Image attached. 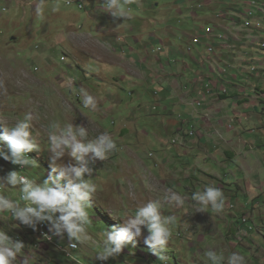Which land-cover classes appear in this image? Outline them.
I'll return each instance as SVG.
<instances>
[{
    "label": "rangeland",
    "instance_id": "rangeland-1",
    "mask_svg": "<svg viewBox=\"0 0 264 264\" xmlns=\"http://www.w3.org/2000/svg\"><path fill=\"white\" fill-rule=\"evenodd\" d=\"M144 1L147 7L141 11L146 12V16L137 15L151 21L144 24L135 21L132 31L142 38V45L153 46L154 54L163 58L164 67H154V72L164 73L165 77L151 76L148 86H143L148 94L140 106L126 84L123 67L104 62L115 61L117 56L124 54L132 56L124 39L119 41L120 47L115 46L112 55L104 52L111 28L106 30L105 25V32H102L100 24L103 19L111 21L112 16L98 20L89 14L92 7L88 4L87 9H81L77 4L68 6L64 2L45 0L38 14L36 8L41 2L0 0V122L11 126L32 112L39 117L33 124L41 149L47 146L46 132L52 122L87 126L90 137L107 132L118 146L106 161L98 160L93 165L91 178L85 176L96 187L89 210L93 244L84 245L75 252V258H68L53 244L48 247L36 244L28 228L21 227L18 222L15 224L11 215L5 213L6 219L0 220V228L25 245L17 256V264H96L99 259L95 255L102 250L100 241L104 230L123 224V218L116 215L131 214L136 206L162 198L168 190L165 189L167 184L172 191L181 194L185 202L165 207L166 214L177 217L172 227V241L163 250L165 258L161 260L152 253L143 237H137L121 253L104 260L107 264H207L204 253L215 245L214 236L218 234L226 235L224 243L230 242L229 249L237 244L235 252L243 255L247 264H264V54L261 53L264 51L261 48L264 30L243 27L241 18L238 19V27L228 33L233 38L229 42L234 43L235 39L237 44L225 56L204 61L208 63L205 68L204 64L202 66L205 77L212 82L220 78L233 82L240 79L241 74L248 75L234 68L232 57L249 63V85L243 93L249 101L243 100L238 110L228 108L220 116L222 112L217 113L218 107L227 101L236 102L233 95L219 98L211 95L203 107H213L206 110L198 107L190 91H184L190 84L186 76L196 75L201 67L196 62L197 57L205 50L200 44L193 45L192 39L184 33L201 34L202 27L208 26L210 19L195 20L188 14L192 5L186 6L183 13L177 12L174 7L177 0H142L141 4ZM202 1H206L202 9L206 14L215 16L216 11L226 14L217 19L220 27L225 25L223 29L226 30L227 20L232 19L229 11L239 12L244 2L214 0L210 7L209 0ZM202 1L198 0L193 6L203 4ZM248 9L246 7L245 11ZM70 14L74 18L62 17ZM150 27L156 32L155 39L147 33ZM229 27L232 28V24ZM126 35V39L132 36L130 45L134 47L135 35ZM244 47L251 55L249 59L236 56L243 53ZM173 53L178 61L185 60L180 64L185 67L173 63L170 56ZM253 66L257 67L255 71ZM171 79L177 84V91H172ZM82 90L97 98L95 109L83 106ZM154 91L155 96H152ZM186 92L193 104L185 102ZM246 102V106L252 107L244 108ZM244 112L249 113V120L242 118ZM219 119L226 129L221 128ZM209 120L211 129L203 125ZM28 155L35 166L26 169L0 157V176L16 170L37 182L48 178L50 151L34 149ZM61 160L75 163L67 155ZM206 185L223 191L226 198L223 212L215 213L211 209V213L195 212L191 194ZM4 191L12 198L22 195L19 189H0ZM183 207L189 209L190 216L176 210ZM189 217L192 222L187 220ZM197 221L211 229L195 232V229L185 228ZM237 229H240L238 234L233 235ZM205 231L209 232L207 243L201 244L193 238ZM144 235H147L146 230ZM63 241H67L66 238Z\"/></svg>",
    "mask_w": 264,
    "mask_h": 264
},
{
    "label": "clouds",
    "instance_id": "clouds-1",
    "mask_svg": "<svg viewBox=\"0 0 264 264\" xmlns=\"http://www.w3.org/2000/svg\"><path fill=\"white\" fill-rule=\"evenodd\" d=\"M34 1L41 2L36 8V12L40 14L45 0ZM53 1L64 2L68 6L77 4L81 9H87V4L88 6L91 5L92 10L89 14L98 20H102L104 16H112L113 18L109 22L103 19V23L100 24L101 28L112 21L120 22L124 20L127 22L138 14L137 0ZM244 2H247V4L244 5ZM244 2L242 6H239V12L229 11L232 19L228 21L225 18L227 20V30L223 29L221 32H217L216 27L209 24L202 28L201 34L192 36L193 45L204 44V39H208L206 48L209 56L207 60H213L221 55L218 51L221 49L220 46L223 42L226 43L228 49L237 44L235 39L234 43L229 42L232 37L228 33L233 28L238 27V19L241 18L243 27H248L244 26L245 8H251L252 5L248 3V0H244ZM257 2L264 8L263 0H257ZM81 3H84L82 7ZM212 3H214L213 0L208 5ZM204 6L205 2L198 4V8L201 10ZM225 15L218 12L216 17L222 19ZM62 17L74 18L72 14ZM263 21L264 12L259 11L252 25L248 28L251 30H264L262 28L264 27ZM258 23L261 25L259 26ZM230 24H232V28L229 27ZM70 25H72L71 22ZM72 28L75 27L72 25ZM208 28H211L212 31H208ZM132 30L130 29V31ZM254 41H256V36ZM261 48L264 50V45ZM261 53L264 54V51H261ZM236 56L249 59L251 55L248 49L244 47L243 53L236 54ZM263 66L264 64L262 65L264 70ZM253 67L252 69L255 71L257 67ZM234 68L248 75L245 77L241 74V78L233 82H226L222 78L215 82L209 81L207 84L203 82L205 87L199 90V96L195 100L199 108L208 109L207 106L203 107V105L207 103L206 100L208 101L211 95L218 98L233 95V98L237 100L236 108L234 105L229 104L235 102L227 101L218 107L217 113L219 111L224 113L228 108L236 111L242 106V98L232 91L235 86L246 88L249 85V63L237 59ZM256 74H259V72ZM259 83L262 84V81H259ZM262 97L264 102V96ZM81 102L85 108L91 109H95L98 104L95 96L83 90L81 91ZM249 107L252 106H245L244 104V108L249 109ZM38 119V116L28 112L22 119L12 123L11 126H5L3 122H0L3 125V131L0 132V157L9 160L14 165H19L21 169H26L35 166L34 160L28 155L32 150H48L51 153V174L42 182H37L35 179L29 178L28 175L21 174V171L16 170L0 176V189H19L22 194L19 198H12L6 191L0 192V220H5L4 214L9 213L15 224L18 222L21 227H27L28 234L31 233L35 236L34 242H37L36 244H46L47 247L49 244H53L68 258H75V252L80 250L81 247L86 244H93L92 234L89 230V225L92 223L89 213L91 199L96 194V187L89 182L94 172L93 165L98 160L106 161L111 154L118 150V146L113 137L107 132L90 137L87 126L76 125L73 122H67L63 125L59 122H52L48 125L46 132L47 146L41 149L38 147V133L33 124L34 120ZM5 147L7 151H5ZM65 155L74 160L75 163L62 162L61 158ZM86 175L90 178L85 179ZM191 199L196 205L195 212H210L209 209H211L212 212L221 213L225 208L226 198L223 191L212 185H206L202 190L193 192ZM184 202V197L181 194L167 190L162 194V198L148 200L136 206L131 214L126 212L116 215V217L123 218V224L119 228L112 227L104 230L100 241L102 250L95 255L99 259L96 264H107L104 260L121 253L123 248L137 237H143L145 244L152 253L163 260L165 258L163 250L168 242L172 241V227L177 222V217L174 214H166L165 207L180 206ZM184 214L190 216V214ZM43 222H46L50 234L49 238L52 237V240L40 236L35 230L37 225ZM145 230L147 235H144ZM239 230L237 229L236 234ZM245 232L247 233L246 229ZM245 236L246 234L243 237ZM65 238L67 241H63ZM24 246L23 242L13 240L8 235L7 230L0 228V264H17V256ZM60 246L64 247L65 250L61 249ZM70 248H73V250H70ZM69 251L71 252L70 256L67 254ZM204 255L207 258V264H246V258L238 252H232L225 258L223 253H218L210 248L205 251Z\"/></svg>",
    "mask_w": 264,
    "mask_h": 264
},
{
    "label": "crops",
    "instance_id": "crops-1",
    "mask_svg": "<svg viewBox=\"0 0 264 264\" xmlns=\"http://www.w3.org/2000/svg\"><path fill=\"white\" fill-rule=\"evenodd\" d=\"M198 0H182V1H176V3L174 4V7L176 8L175 10L177 12H185V7L186 6H190L192 5V7L190 8V10L188 11V14L192 15V17L197 20V21H201L203 19H210V23L209 24H213L216 26V30L217 32H221L224 28V26L221 28V24L220 22L217 20V13L218 11H216V13H214L215 16H212L213 14H206L205 11L203 12V10L199 9L198 6H193L195 5V3ZM142 0H137V9H138V13L146 16V12H143L141 10L145 9L147 7L146 1H144L141 4ZM203 2V1H202ZM212 2V0L208 1V4ZM214 2V0H213ZM206 3V1H205ZM210 7H212V5H210ZM214 7V6H213ZM220 13V12H219ZM223 15V13H221ZM141 16L139 17L137 14L133 16V18L129 19L127 22L120 21V22H115L112 21L110 23H108V25L106 26V30L108 28H111L110 30H108V32L110 33L107 37H106V41L104 43V52L108 55H112L113 50H115V46H119V41L121 40H126V46H127V51H130L132 53V56L128 57L125 54L122 56H117L115 61H108L105 60V64L110 65L112 63H115L121 67H123V69L126 71V74L124 76V79L126 81V84L128 86V88H130V90L133 92V96L135 97L136 102H138V104L140 106H142L143 104V99L144 96L147 95V91L144 89L143 86H148V82L151 79L152 75H157L159 76V78H164L165 74L159 72V74H156L154 72V67H159L160 65H162L163 63V58L160 56L155 55L154 53H156V49H152L154 48L153 46H147V45H142L143 40H141L142 38L140 37V39L134 34L133 31H130V29L134 28L133 23L135 21H137L140 24H144V23H148V21H151L149 18ZM153 27V25H152ZM204 27V26H203ZM202 27V28H203ZM220 27V28H219ZM105 26H102V32H105L104 30ZM154 30L159 31L157 28H154ZM142 31V30H141ZM202 32V31H201ZM147 33H149L148 35H150L151 38L155 39L156 38V32L153 31V28L150 27L149 31H147ZM126 34H133L136 37V43H134V47L131 46V37L129 39H126ZM184 35H186L187 37L192 39V35H189L187 33H184ZM236 41V40H235ZM208 44V39H204V44L202 45V48H204L205 50L198 55L196 62L198 64L201 65V67H199V69L197 70V73L194 77L191 76H186V78L189 79L190 84L187 85L186 87L188 88L187 90L184 91H190L194 101L197 99V97L199 96V90H201L202 88H204L205 86H203V82H205L206 84L211 81L208 77H205V71L204 68L206 66V63H204V61L207 60V57L209 56L207 53V48L206 45ZM221 49H219V53L221 54L220 56H225L226 53L230 50L226 47V43L223 42L222 45L220 46ZM174 52V50H171ZM125 53V51H124ZM142 53H144V55H142ZM170 53V52H169ZM146 55H149V57L146 58ZM174 53L170 54L171 59L173 61V63L177 64V67H185V66H181L180 64L182 63V61L185 60H181L178 61V59H175L174 57ZM133 56H135V58H133ZM177 56V55H176ZM234 57L231 58V61L234 62V64L237 62V60H234ZM204 64V68L202 67ZM161 67H164L163 65ZM200 73L199 76H197V74ZM264 75V72H263ZM192 78V80H191ZM216 81V80H214ZM171 83V89L172 91H177L178 90V86L175 82L172 81V79L170 80ZM221 86V85H220ZM219 86V87H220ZM193 88V89H192ZM198 89V91H197ZM244 87L242 86H238V87H233V93L237 94L240 96V98H242V101H249L247 98L248 96L243 95L244 93ZM187 92L185 93V102L193 104L194 101L189 100L188 94ZM155 96V91L153 92V95ZM236 102L233 103H229L231 105H234V107H237V100L234 99ZM247 102L245 103L246 106ZM230 105V107H231ZM208 107V108H212ZM223 112L221 114H219L220 116H222ZM227 117V116H226ZM137 119V117H135ZM242 118L245 119H249V113H243L242 114ZM221 121V128L222 129H226V127H224V123H222V120L219 119ZM203 125L207 128L211 129V121L209 120V123L206 124L205 122H203ZM228 129V128H227ZM231 131V130H230ZM228 133V132H227ZM230 153V152H229ZM235 157V154L230 153V156ZM171 184V183H170ZM165 189L168 190H173L168 188V184L165 186ZM176 210H181V211H185V207L182 208H178ZM200 214H205L206 211H198ZM186 214H190L188 213V211H185ZM194 213V212H193ZM188 221H192L191 218L187 219ZM185 228L187 230H194L195 232H199L201 230H210L211 226L209 228L208 225L200 223V222H194V224H190V225H186ZM209 228V229H208ZM216 231H218V228H216ZM209 232H206L204 234H199L198 236H193L194 239H196L198 242H201V244H205L207 243V239L206 237L208 236ZM236 235V232L234 231V234ZM233 235H231L230 237H232ZM203 236V237H202ZM220 238V239H219ZM226 235H216L214 236V244L215 245H211L210 248L211 249H217L218 251L223 252L225 258H227L228 255V250L229 253L235 252V249L238 247L237 244H235L233 246V248L229 249L230 246V242L228 244H225L224 241L226 240ZM223 245V246H222ZM239 245V244H238ZM200 248V246H199ZM199 252H201V250H199ZM247 264V263H246Z\"/></svg>",
    "mask_w": 264,
    "mask_h": 264
},
{
    "label": "built area",
    "instance_id": "built-area-1",
    "mask_svg": "<svg viewBox=\"0 0 264 264\" xmlns=\"http://www.w3.org/2000/svg\"><path fill=\"white\" fill-rule=\"evenodd\" d=\"M248 3H250L252 5L251 8H249L248 10L245 11L244 14V19H245V25L244 26H251L253 23V20L257 17L259 11L264 12V8L257 2V0H248ZM84 5V3H81V7ZM258 25L260 26L261 24L258 23ZM208 31H212L211 28H208ZM38 234L44 238H49L50 234L48 232V226L46 224V222L40 223L37 225L36 229H35ZM50 240H52V237L49 238ZM61 249L65 250L64 247L60 246ZM70 250H73V248H70ZM67 254L70 256L71 252H67Z\"/></svg>",
    "mask_w": 264,
    "mask_h": 264
},
{
    "label": "trees",
    "instance_id": "trees-1",
    "mask_svg": "<svg viewBox=\"0 0 264 264\" xmlns=\"http://www.w3.org/2000/svg\"><path fill=\"white\" fill-rule=\"evenodd\" d=\"M228 155L230 156V153L228 152Z\"/></svg>",
    "mask_w": 264,
    "mask_h": 264
}]
</instances>
